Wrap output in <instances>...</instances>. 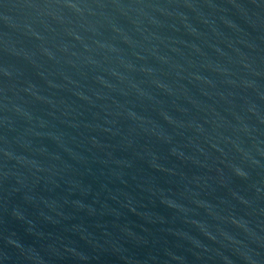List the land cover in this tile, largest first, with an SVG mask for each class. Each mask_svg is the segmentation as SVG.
I'll return each instance as SVG.
<instances>
[{"label": "water", "instance_id": "water-1", "mask_svg": "<svg viewBox=\"0 0 264 264\" xmlns=\"http://www.w3.org/2000/svg\"><path fill=\"white\" fill-rule=\"evenodd\" d=\"M0 264H264V0H0Z\"/></svg>", "mask_w": 264, "mask_h": 264}]
</instances>
